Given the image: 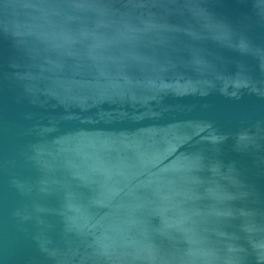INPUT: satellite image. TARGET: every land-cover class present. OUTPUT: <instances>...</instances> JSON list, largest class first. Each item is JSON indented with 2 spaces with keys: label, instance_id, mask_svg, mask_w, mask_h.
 Returning <instances> with one entry per match:
<instances>
[{
  "label": "water",
  "instance_id": "95a60500",
  "mask_svg": "<svg viewBox=\"0 0 264 264\" xmlns=\"http://www.w3.org/2000/svg\"><path fill=\"white\" fill-rule=\"evenodd\" d=\"M0 264H264V0H0Z\"/></svg>",
  "mask_w": 264,
  "mask_h": 264
}]
</instances>
